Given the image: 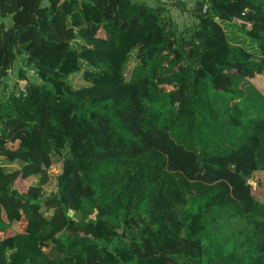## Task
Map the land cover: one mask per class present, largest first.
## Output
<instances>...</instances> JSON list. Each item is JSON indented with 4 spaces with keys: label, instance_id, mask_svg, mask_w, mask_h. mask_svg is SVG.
Returning <instances> with one entry per match:
<instances>
[{
    "label": "trees",
    "instance_id": "obj_1",
    "mask_svg": "<svg viewBox=\"0 0 264 264\" xmlns=\"http://www.w3.org/2000/svg\"><path fill=\"white\" fill-rule=\"evenodd\" d=\"M173 1L0 0V264H264V0Z\"/></svg>",
    "mask_w": 264,
    "mask_h": 264
},
{
    "label": "rangeland",
    "instance_id": "obj_2",
    "mask_svg": "<svg viewBox=\"0 0 264 264\" xmlns=\"http://www.w3.org/2000/svg\"><path fill=\"white\" fill-rule=\"evenodd\" d=\"M170 8H171L170 11H171V14H172V17H173L174 23L176 24L177 29L180 30L182 29L183 26H187L191 22V18L190 16L186 15V11L183 12L171 6ZM8 22L9 20L7 19V23ZM220 24H221V27L223 28L224 33L226 34L228 38L230 37V38L235 39L236 37H238L240 43L235 42L236 44L242 47L248 48L250 50L254 49V47H252L247 37H245L241 31L239 32L238 30H236L235 26H233L235 25L234 23H228L226 21H223ZM132 64H133V60L127 64L124 70L125 77L128 76L129 71L131 70ZM24 66L25 65H23L21 56L18 54L17 55L15 54L12 65L9 67L5 76L3 77V82H4L3 86L5 87V90H0V94L2 93L3 95L4 92H8L11 89H13L15 80H17V71L20 68H24ZM26 75H27L28 80L33 78L32 72L30 70H27ZM254 82H255L256 88L261 92V94L264 97V75L259 76L256 80H254ZM56 169H57L56 165H52L51 170L49 172L53 174L55 173ZM51 182H52V179H51ZM250 182H251V187H252L251 188L252 193L255 195V197L260 202L264 203V172L254 173ZM64 201L69 205V207H71V209H74L77 205L76 200L69 199L67 195L64 197ZM71 213L72 212H70L69 215H71Z\"/></svg>",
    "mask_w": 264,
    "mask_h": 264
},
{
    "label": "crops",
    "instance_id": "obj_3",
    "mask_svg": "<svg viewBox=\"0 0 264 264\" xmlns=\"http://www.w3.org/2000/svg\"><path fill=\"white\" fill-rule=\"evenodd\" d=\"M148 2H150V3H152V4H163V3H165V4H167V6H171L170 4L172 3V2H174L173 0H147ZM182 1H186V2H188L187 0H182ZM189 3V2H188ZM171 7H173V6H171ZM175 8V7H174ZM171 9V8H170ZM176 9H178V8H176ZM172 15V14H171Z\"/></svg>",
    "mask_w": 264,
    "mask_h": 264
},
{
    "label": "built area",
    "instance_id": "obj_4",
    "mask_svg": "<svg viewBox=\"0 0 264 264\" xmlns=\"http://www.w3.org/2000/svg\"><path fill=\"white\" fill-rule=\"evenodd\" d=\"M17 85H18V88H19L20 90H22L23 85H25V81L20 80V81H18Z\"/></svg>",
    "mask_w": 264,
    "mask_h": 264
},
{
    "label": "water",
    "instance_id": "obj_5",
    "mask_svg": "<svg viewBox=\"0 0 264 264\" xmlns=\"http://www.w3.org/2000/svg\"><path fill=\"white\" fill-rule=\"evenodd\" d=\"M239 176L242 180H246L249 178V176H244L242 173H239ZM71 211L68 212V215L70 214Z\"/></svg>",
    "mask_w": 264,
    "mask_h": 264
}]
</instances>
